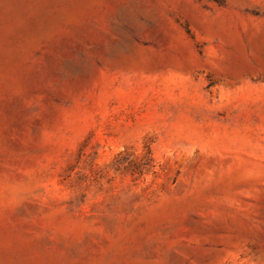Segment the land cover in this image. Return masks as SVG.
Wrapping results in <instances>:
<instances>
[{"label": "rangeland", "instance_id": "1", "mask_svg": "<svg viewBox=\"0 0 264 264\" xmlns=\"http://www.w3.org/2000/svg\"><path fill=\"white\" fill-rule=\"evenodd\" d=\"M0 264H264V0H0Z\"/></svg>", "mask_w": 264, "mask_h": 264}]
</instances>
